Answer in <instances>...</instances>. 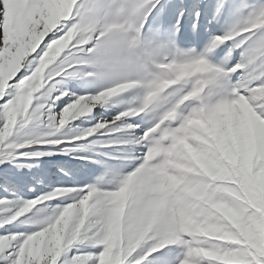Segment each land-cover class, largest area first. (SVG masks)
Returning a JSON list of instances; mask_svg holds the SVG:
<instances>
[{
	"label": "snow or ice",
	"instance_id": "snow-or-ice-1",
	"mask_svg": "<svg viewBox=\"0 0 264 264\" xmlns=\"http://www.w3.org/2000/svg\"><path fill=\"white\" fill-rule=\"evenodd\" d=\"M0 212V264H264V0H0Z\"/></svg>",
	"mask_w": 264,
	"mask_h": 264
},
{
	"label": "bare ground",
	"instance_id": "bare-ground-1",
	"mask_svg": "<svg viewBox=\"0 0 264 264\" xmlns=\"http://www.w3.org/2000/svg\"><path fill=\"white\" fill-rule=\"evenodd\" d=\"M41 99L43 100L44 98L41 97ZM45 103V107L47 106V103L46 101L44 102ZM41 119L44 120V123H40V124H33L32 127H29L28 129L26 128V130L24 131V134L20 135L22 138H33L35 137L36 135L38 134H41V133H44V132H47V131H50L51 129L49 128L48 124H47V119L46 117L44 116V111H43V108L41 109ZM76 121L79 122V119H77ZM22 130V129H21ZM24 130V129H23ZM65 131H74V130H69V129H65ZM32 147L34 148H39V147H43V146H40V145H33ZM45 160H47L46 158H44ZM22 171H29V169L27 168H24L22 169ZM48 203V202H47ZM44 207V206H43ZM44 210V208L42 210H39V213H42ZM31 211V210H30ZM37 213V211H36ZM38 213V218H43L42 216H40ZM33 214V213H32Z\"/></svg>",
	"mask_w": 264,
	"mask_h": 264
},
{
	"label": "rangeland",
	"instance_id": "rangeland-1",
	"mask_svg": "<svg viewBox=\"0 0 264 264\" xmlns=\"http://www.w3.org/2000/svg\"><path fill=\"white\" fill-rule=\"evenodd\" d=\"M71 123L72 124H78L79 122L78 121H71ZM29 127H32V125H30V126H25L22 130H20V135H22V134H24V131L26 130V128L28 129ZM47 160L48 159H51V158H48V157H45ZM64 159H67V158H64ZM42 167H44V165H42ZM27 198V197H26ZM47 202H42V204H38V205H35L34 207H33V209H30L29 210V213H26V214H24L25 216H31L32 215V213H36V211H37V213H39V210H42L44 207V204H46ZM49 203V202H48ZM3 213L2 212H0V215H2Z\"/></svg>",
	"mask_w": 264,
	"mask_h": 264
}]
</instances>
